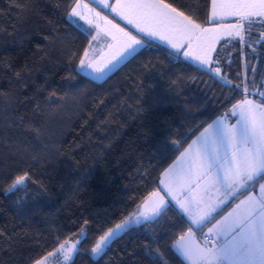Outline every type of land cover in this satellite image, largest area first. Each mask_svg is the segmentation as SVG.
<instances>
[{
    "label": "trees",
    "instance_id": "1",
    "mask_svg": "<svg viewBox=\"0 0 264 264\" xmlns=\"http://www.w3.org/2000/svg\"><path fill=\"white\" fill-rule=\"evenodd\" d=\"M166 2L200 25L210 21L211 0ZM71 3L0 0V264H31L58 245L54 237L81 227L88 238L68 264H160L157 248L166 264H185L171 245L189 221L174 207L97 257L91 248L159 187L197 128L243 98L259 99L250 93L264 85V23L221 41L211 68L152 41L95 79L68 64L90 41L70 22ZM25 171L32 181L7 192L9 178ZM192 230L203 241V229Z\"/></svg>",
    "mask_w": 264,
    "mask_h": 264
},
{
    "label": "snow or ice",
    "instance_id": "2",
    "mask_svg": "<svg viewBox=\"0 0 264 264\" xmlns=\"http://www.w3.org/2000/svg\"><path fill=\"white\" fill-rule=\"evenodd\" d=\"M93 2L116 12L121 19L133 26L137 34L134 35L119 25H112L119 35L106 29L105 34L118 44L122 42V46L101 67L97 61L90 58V50L95 51L92 48V41L98 38L99 25L94 24V19H90L85 14L92 10L83 3V0H72L67 14L69 18H72L70 22L79 24L80 21H83L87 26L97 31V35L91 36L88 46L82 50L79 57L76 52L68 57L69 66L78 72L91 77L96 73H103L106 69L110 70V66H115L114 62L119 63L126 56L134 54L138 48L154 46L152 45L153 39H158L170 46L176 57L182 56L185 61L200 63L209 66V68L213 63L207 52L195 55L192 51L184 50L192 48V39L196 37L197 33H208L212 29L201 27L192 16L186 15L184 11L167 3L166 0H116L115 5L109 3V0H93ZM218 4L220 11L217 10ZM16 6L19 7V4ZM225 10L227 11L225 12ZM225 14L237 18V23L229 25V27L239 29L235 35L240 37L241 30H244V24L241 21H246L250 25L254 22L264 23V0H211V17L213 19L223 18ZM99 16L98 12L93 13L94 18ZM101 19L106 21V18ZM107 24L111 25V21H107ZM174 34L184 36L186 42H174ZM231 34L229 33V35ZM111 47L112 45H109V48ZM77 60L78 62L74 63ZM215 63L219 64V61H215ZM210 70L216 74L221 71L219 67ZM69 78L71 79V77ZM226 82L231 83L230 81ZM261 87L264 88V85ZM242 91L248 92L247 85L243 86ZM250 95L259 97V100L243 98L232 104L231 108L221 116L213 119L207 127L200 125L199 127H203V131H199L197 128L196 131L199 132V135L188 145L185 152L181 153V156H184L185 153L190 152L187 166L171 178L174 183H169L165 179L172 172L170 166L161 173L164 178L157 181L159 187L152 191H146L127 217L114 227L108 228L103 235L96 239L91 248L93 256L103 254L111 241L121 233L134 226L155 221L164 215L169 207H174L179 214L188 218L189 227L186 234L177 237L173 247L192 261V264H264V204L259 205L260 210L255 221L250 219L251 215L256 212V208L253 207L243 220H237L233 225L223 228L225 237L231 233H235V235L232 240L215 250L194 246L191 241L185 239L186 235H191L192 226L202 229L211 223L215 218L214 214H218L219 204L203 211L193 210L196 208V203L192 192L199 186L200 179H207L212 172H215L213 182L223 184L227 189L226 195L228 196L234 195L237 191L247 190L251 186L249 182L255 181L256 177L264 179V91L256 89ZM231 118H235V122L229 124L228 120ZM198 141L200 143L197 146ZM173 143L179 144V141ZM241 145H251V147L241 149ZM197 170L200 174L196 180H190L186 203L175 194L174 186L179 185L183 189L185 179H190ZM9 179L7 192L20 190L32 181L31 174L27 171L23 174L13 175ZM259 188L264 192V184H260ZM223 203L224 201L221 200L220 204ZM231 215L229 213V216ZM84 223L86 225L87 221ZM245 232L244 238L236 241V235ZM212 233L213 228H209L205 235L206 244L215 243ZM87 238V231L84 227L80 228L78 234L63 241L59 236L54 237V243L58 244L55 251L33 258L31 264H46L49 258L58 253H63L64 259L70 260L71 254L74 251H79L78 245H81V242ZM155 253L160 264H166L163 254L158 248Z\"/></svg>",
    "mask_w": 264,
    "mask_h": 264
},
{
    "label": "crops",
    "instance_id": "3",
    "mask_svg": "<svg viewBox=\"0 0 264 264\" xmlns=\"http://www.w3.org/2000/svg\"><path fill=\"white\" fill-rule=\"evenodd\" d=\"M217 10L220 11L219 4L217 7ZM227 10H225L226 12ZM209 23L201 25L203 28H210L212 31L208 33H197L196 37L192 39V48L191 49H184V50H189L192 51L195 55H202L204 52H207L208 56L210 59L213 61V56L215 53V50L219 43L223 40L234 38L229 33L232 31L230 30L229 25L233 21H237L236 17L233 16H228V15H223V18L217 17L213 19L211 17V7H210V13H209ZM245 22V21H244ZM131 28V27H130ZM133 29V28H132ZM152 41H156L158 43H161L167 47H169L173 52L174 50L168 46L165 43H162L158 39H153ZM174 42L176 43H185V38L184 36L180 34H174ZM183 51V50H182ZM196 63V62H194ZM202 67L209 68V66L202 65L200 63H196ZM211 68V66H210ZM234 121V120H233ZM212 123V121L210 122ZM209 123V124H210ZM207 127V126H206ZM203 131V130H202ZM199 134H197L193 140L196 139V137ZM192 140V141H193ZM192 141L190 143H192ZM189 143V144H190ZM188 144V145H189ZM188 145L185 147V149L188 148ZM185 149L183 151H185ZM182 151V152H183ZM181 152V153H182ZM180 153V154H181ZM179 154V155H180ZM179 155L174 161H177L179 158ZM182 157V156H181ZM185 162L186 163V156H184ZM172 162L166 169H168L170 166L174 168V163ZM173 174V172H170ZM196 175V174H195ZM164 178L161 176V179ZM167 179V178H165ZM190 179L196 180L195 177H191ZM189 178L185 180V184L183 189H180L181 187L176 186L179 188L178 190L174 186V192L175 194L179 197L181 200H185L187 203V195H188V186H189ZM200 181H202L200 179ZM174 183V182H172ZM250 187L247 190H241L235 192L234 195L228 196L226 195V188L223 186V184L219 183L217 186H211L209 185H204L200 188H196L198 190V195H196L194 192H192V195L195 198V203H196V208L193 210H206L208 207H216L219 204V209H218V214H214L215 218L212 219L211 223L207 224L205 229L202 230V233H204V230L206 228H213V233L212 237L214 238L215 242L219 240L220 245H223L227 241L232 240L233 235L235 233L229 234L227 237H225L223 228L233 225L235 221L237 220H243L245 216L252 210L253 207L256 208V212L253 213L250 217L253 221L256 220L257 214L259 213V205L264 204V192H262L259 188L260 184H264V179H261L260 177H256L255 181L249 182ZM223 200L224 203L220 204V201ZM243 202V203H242ZM239 205V207H237ZM222 209V210H220ZM229 213L232 215L229 216ZM217 225V226H216ZM216 226V227H214ZM219 229V230H218ZM207 233V232H206ZM206 233H204L206 235ZM245 233H240L239 235H236V241H239L244 238ZM219 245V246H220Z\"/></svg>",
    "mask_w": 264,
    "mask_h": 264
},
{
    "label": "rangeland",
    "instance_id": "4",
    "mask_svg": "<svg viewBox=\"0 0 264 264\" xmlns=\"http://www.w3.org/2000/svg\"><path fill=\"white\" fill-rule=\"evenodd\" d=\"M83 3L87 4L88 7H89V9L92 10V12H86L85 14L88 15L90 19H94V24H98L99 25V35H98V38H97V40L92 41V48L95 49V51L92 52L90 50V58H92L95 61H97L99 63V65L102 67L103 64L106 63L107 60L109 58H111L114 54H116L119 51V49L121 48V46H122V42H121V44H118L116 41H113L110 36L106 35L105 34V30L106 29L111 30L114 33H116L117 35H119V33L117 32V30L112 27V25H119V27L125 28L128 31H131L134 35H136L137 32L133 28L132 25H129L126 20L121 19V17L118 16L116 12H112V11L104 8L102 5H98V4L94 3L93 0H83ZM109 3L115 5L116 0H109ZM122 10L123 11H127L126 9H122ZM97 12L100 14V16L94 18L93 17V13H97ZM101 18H106V21L105 20H102ZM107 21H111V25L107 24ZM236 23H237V21H233L230 25H235ZM241 23L246 24L247 22L246 21L245 22L244 21H241ZM80 24L90 34V40H91V36L97 35V31L96 30H93L90 26H87L85 22L80 21ZM230 30H232L230 32V33H232L231 36L232 37H237L235 35V32L237 30H239V29L230 28ZM243 31L244 30H241V35L243 34ZM140 35H142V34H140ZM109 45H112V47L109 48ZM139 49L140 48H138L137 50H139ZM130 56L131 55L126 56L124 59L120 60L119 63H115L114 62L115 66L114 67L110 66V70L109 69H106L103 73H96V74H94L91 77H93L95 79H102V78H104L109 72H111L113 69H115L121 63H123ZM220 73L217 74V76H220ZM248 99H253V100H257V101L259 100V99H254L252 97H249ZM234 122H235V118H231V119L228 120V123L229 124H232ZM199 143L200 142L198 141L197 142V146L199 145ZM245 147H251V145H241V149H243ZM184 152L185 151H183L182 153H184ZM189 155H190V152L189 153H185V155H184V156H186V160H187L186 163H184L185 162V159H184V156L181 157V154L179 155L178 160L177 161H174L175 162L174 163L175 164L174 165L175 170L172 167L173 174L172 173H169V177L167 178V180H168L169 183L174 182L171 178L174 177L176 175V173H178L182 168H184V167L187 166ZM199 174H200V172H199V170H197L196 175H193L192 177H195L197 179L198 176H199ZM214 176H215V172H212L207 179H201L202 181L199 180V186L196 187V188H200V187H202L204 185L205 186L206 185L211 186L212 184H213V186H217L218 182H213V177ZM190 180H192V179H190ZM184 184H185V182H184ZM176 186L177 185H175V188L178 190L179 188H177ZM178 187H180V186L178 185ZM196 188L194 189L193 192L196 195H198L199 193H198V190ZM180 189H182V188H180ZM118 223H120V222H118ZM118 223H116V224H118ZM115 225H113L111 227H114ZM209 228H211V227H209ZM209 228H206V230H204V233H206V232L208 233V229ZM202 229H205V228L203 227ZM105 231H107V230H105ZM103 233L101 235H103ZM204 233H202V235H205ZM219 245H220V242H219V240H217L214 244L208 245V248H212L213 250H215V249H217V248H219L221 246V245L220 246ZM57 247H58V245L52 251H50V252H54ZM76 252L77 251H74L71 254V259L70 260H65L64 259V254L63 253H58L57 255L49 258V260L46 262V264H68L73 259V257L75 256ZM95 257H97V256H95Z\"/></svg>",
    "mask_w": 264,
    "mask_h": 264
},
{
    "label": "water",
    "instance_id": "5",
    "mask_svg": "<svg viewBox=\"0 0 264 264\" xmlns=\"http://www.w3.org/2000/svg\"><path fill=\"white\" fill-rule=\"evenodd\" d=\"M187 233V231L184 233V234H186ZM184 234H182V235H184ZM185 239L186 240H189V241H191L192 243H193V245L195 246V245H198L199 247H201V248H208V246H206L205 244H204V242L203 241H201L200 240V238L196 235V233L192 230V233H191V235H186L185 236ZM173 244H174V242L172 243V245H171V248H172V250H173V252L185 263V264H192V261H190V260H188L187 258H185L182 254H180L178 251H177V249L175 248V247H173Z\"/></svg>",
    "mask_w": 264,
    "mask_h": 264
},
{
    "label": "built area",
    "instance_id": "6",
    "mask_svg": "<svg viewBox=\"0 0 264 264\" xmlns=\"http://www.w3.org/2000/svg\"><path fill=\"white\" fill-rule=\"evenodd\" d=\"M261 91H264V88H261L260 89ZM197 235V234H196ZM198 236V235H197ZM199 237V236H198ZM202 237H203V242H204V244L206 245V246H208V245H210V244H206L205 243V235H202Z\"/></svg>",
    "mask_w": 264,
    "mask_h": 264
}]
</instances>
